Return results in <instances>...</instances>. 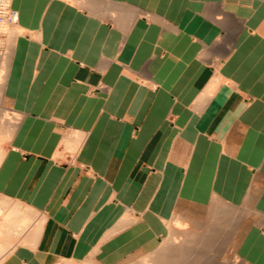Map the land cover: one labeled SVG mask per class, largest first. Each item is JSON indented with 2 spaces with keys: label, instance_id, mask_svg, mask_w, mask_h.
<instances>
[{
  "label": "crops",
  "instance_id": "0c3cea01",
  "mask_svg": "<svg viewBox=\"0 0 264 264\" xmlns=\"http://www.w3.org/2000/svg\"><path fill=\"white\" fill-rule=\"evenodd\" d=\"M12 6L24 31L5 101L24 119L0 194L41 222L14 245L0 219V264H126L159 248L175 214L212 220L223 198L248 208L264 175V0ZM65 136L72 164L55 158ZM252 206L234 249L264 264V189Z\"/></svg>",
  "mask_w": 264,
  "mask_h": 264
},
{
  "label": "rangeland",
  "instance_id": "374dc122",
  "mask_svg": "<svg viewBox=\"0 0 264 264\" xmlns=\"http://www.w3.org/2000/svg\"><path fill=\"white\" fill-rule=\"evenodd\" d=\"M66 1L72 5L84 7L87 0ZM20 27L17 14L15 23L4 25L5 34L0 41V158L8 149L15 148V133L24 119V114L21 111L8 105L5 101L8 67L15 35L24 31ZM29 33L33 34L32 31ZM212 88L213 85H210L206 92L209 93ZM247 99L250 101L252 97ZM75 152L76 146L69 144L67 136H65V139L61 142V148L55 154V158H59L67 164H72L76 162ZM238 177L239 181L245 179L240 174ZM254 178L251 183V186H253L251 196L246 197L248 198V208L244 210L240 206L235 207L227 204L225 203L226 198H223L221 217L198 221L191 217L175 214L162 224L165 233L161 236L159 248L153 252L135 256L128 260L126 264H243L241 256L235 253L234 248L238 237H234V235L235 231H242V224L239 222L242 216L250 214L249 219H251L256 218L261 213L252 205L257 203V196L264 189V175H255ZM237 194L239 195V192ZM0 209H2L0 219L9 223L13 221V227L15 228L21 226L22 223L25 224L28 228L24 233L30 227V230L36 231L40 225L41 216L38 212L1 194ZM192 209L196 213L201 211L203 214L208 213L207 209L200 211L198 208ZM1 227L0 223V235ZM260 231L264 234V226L260 228ZM13 232L15 234V231ZM21 237L17 238L15 234L14 245L22 243ZM60 264L75 263L64 261Z\"/></svg>",
  "mask_w": 264,
  "mask_h": 264
},
{
  "label": "built area",
  "instance_id": "2783aa9c",
  "mask_svg": "<svg viewBox=\"0 0 264 264\" xmlns=\"http://www.w3.org/2000/svg\"><path fill=\"white\" fill-rule=\"evenodd\" d=\"M17 12L12 8L11 0H0V41L5 34L4 25L15 23Z\"/></svg>",
  "mask_w": 264,
  "mask_h": 264
},
{
  "label": "bare ground",
  "instance_id": "6f19581e",
  "mask_svg": "<svg viewBox=\"0 0 264 264\" xmlns=\"http://www.w3.org/2000/svg\"><path fill=\"white\" fill-rule=\"evenodd\" d=\"M2 211V209H0V212ZM15 211V210H14ZM13 211V212H14ZM2 213V212H1ZM13 223V222H12ZM15 227H13L14 229ZM26 228H28L25 224H21V226H19L18 228H15L13 231H15V234L17 236V238H20L22 233H24V231L26 230Z\"/></svg>",
  "mask_w": 264,
  "mask_h": 264
}]
</instances>
